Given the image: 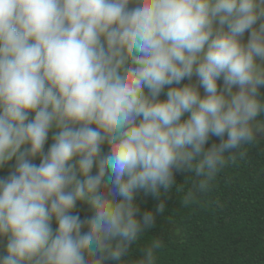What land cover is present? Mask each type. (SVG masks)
<instances>
[{
	"label": "clouds",
	"instance_id": "clouds-1",
	"mask_svg": "<svg viewBox=\"0 0 264 264\" xmlns=\"http://www.w3.org/2000/svg\"><path fill=\"white\" fill-rule=\"evenodd\" d=\"M261 88L264 0H0V264H160L137 194L209 193Z\"/></svg>",
	"mask_w": 264,
	"mask_h": 264
},
{
	"label": "trees",
	"instance_id": "trees-1",
	"mask_svg": "<svg viewBox=\"0 0 264 264\" xmlns=\"http://www.w3.org/2000/svg\"><path fill=\"white\" fill-rule=\"evenodd\" d=\"M260 91L264 94V88ZM213 141L218 142L211 137L209 145ZM247 152L245 159L229 164L217 175L209 193L188 206L183 204L189 187L184 181L186 173H177V186L159 198L138 193L141 211H154L161 201L165 210L134 246L133 256L146 241L162 236L166 246L160 264H264V138ZM34 162L38 164L39 159ZM11 163L0 169V176L8 173ZM77 210L81 218L91 215L86 206L78 204Z\"/></svg>",
	"mask_w": 264,
	"mask_h": 264
},
{
	"label": "rangeland",
	"instance_id": "rangeland-1",
	"mask_svg": "<svg viewBox=\"0 0 264 264\" xmlns=\"http://www.w3.org/2000/svg\"><path fill=\"white\" fill-rule=\"evenodd\" d=\"M247 37V34L245 35V38ZM193 79H195V77H193ZM201 93L203 94V89H201Z\"/></svg>",
	"mask_w": 264,
	"mask_h": 264
}]
</instances>
